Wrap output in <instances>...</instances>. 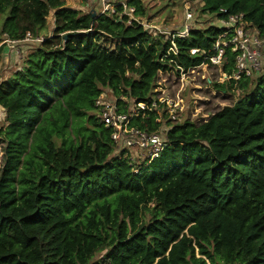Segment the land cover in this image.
I'll return each instance as SVG.
<instances>
[{"label":"trees","instance_id":"1","mask_svg":"<svg viewBox=\"0 0 264 264\" xmlns=\"http://www.w3.org/2000/svg\"><path fill=\"white\" fill-rule=\"evenodd\" d=\"M202 3L264 34V0ZM127 4L146 15L142 0ZM51 9L52 35L0 81V264H264V69L214 82L241 96L204 121H167L166 146L134 172L89 113L95 100L109 88L150 103L159 71L211 64L225 29L166 38L64 0H0V33L36 36ZM224 49L231 76L236 52ZM156 117L146 110L133 124L155 131Z\"/></svg>","mask_w":264,"mask_h":264},{"label":"built area","instance_id":"2","mask_svg":"<svg viewBox=\"0 0 264 264\" xmlns=\"http://www.w3.org/2000/svg\"><path fill=\"white\" fill-rule=\"evenodd\" d=\"M184 1L186 3V19L189 20L192 16L190 12V0ZM118 7H121V9L118 10ZM74 9L86 13L94 12L95 15L107 14L118 19H121L123 15H127V23L134 20L144 26V23L141 22L142 19L140 17V20L136 18L135 7L128 5L127 0H84L80 7ZM219 12L227 13V10L221 7L219 8ZM217 20L218 26L225 30L215 42L214 49L217 51V54L208 57L211 65H220L221 67L224 48L230 47L232 51L236 52L235 71L231 76L225 75V79L230 77L237 79L241 75L253 76L261 72L264 69V34H261L256 27L245 22L242 13L230 14ZM190 29L185 24L183 29L172 34V36L186 37ZM42 40L43 38L38 35L35 36L30 32H26L20 39H14L6 33H0V66L2 59H6L11 52L19 56L21 52L20 47H23L24 43L30 41L41 43ZM197 51L198 49H191L190 52L194 54ZM193 69L191 68L187 71ZM185 72L180 70L179 74ZM155 88L153 89L154 94L150 103L136 101L134 98L126 95L115 96L109 88L112 93L110 95L111 98L105 97L103 90L95 100L96 116L101 124L110 131V140L113 146L112 154L124 158L131 165L134 172H138L142 165H146V163L151 162L160 155L166 146V133L171 127L167 121L171 123L176 122L171 119V115L169 114L170 104L162 96L158 98L159 100L162 98L161 102L158 101ZM165 102L167 103V107ZM146 110L157 113L156 121L160 123V126L155 131L141 129L133 124L136 119L140 120L142 118L143 120L146 117ZM160 110H162L163 116L166 117L165 120L161 118ZM206 263L210 264L207 259Z\"/></svg>","mask_w":264,"mask_h":264},{"label":"rangeland","instance_id":"3","mask_svg":"<svg viewBox=\"0 0 264 264\" xmlns=\"http://www.w3.org/2000/svg\"><path fill=\"white\" fill-rule=\"evenodd\" d=\"M64 2L67 7L71 8H78L81 5L80 0L79 2L64 0ZM142 2L145 6L146 15L140 17L141 22L144 23L143 27L152 34L163 33L167 38L170 34L183 29L185 24L190 28H202L209 24L218 25V18L215 14L202 10V0H190L192 16L189 20L186 19V3L184 0H142ZM53 12L52 9L49 11L45 26L38 33L39 37L45 38L52 35ZM4 16V14H0V26ZM136 18L140 20L139 16ZM37 44L40 43L31 41L24 43L23 47H20L19 56L11 52L6 59H2L0 81L8 78L16 70L21 69L26 55ZM225 78L220 65L205 64L180 74H176L175 71L171 70L163 71L156 78V97L158 99L162 96L170 104L169 114L171 119L176 122L180 123L185 119L204 121L225 105L233 104L241 96L238 91L226 93L214 88V82H222ZM103 90L105 97L111 98V91L108 88ZM162 98L158 101L161 102ZM89 113L96 115L97 111L94 109ZM162 113V110H160L161 118L165 120L166 117ZM5 125V110L0 106V130ZM4 146L5 142L0 134V167L3 164ZM102 255L103 252L96 253L92 261L98 260Z\"/></svg>","mask_w":264,"mask_h":264},{"label":"crops","instance_id":"4","mask_svg":"<svg viewBox=\"0 0 264 264\" xmlns=\"http://www.w3.org/2000/svg\"><path fill=\"white\" fill-rule=\"evenodd\" d=\"M76 1L79 2V0H76ZM82 2H83V0H80L81 5H82ZM81 5H80V6H81Z\"/></svg>","mask_w":264,"mask_h":264},{"label":"water","instance_id":"5","mask_svg":"<svg viewBox=\"0 0 264 264\" xmlns=\"http://www.w3.org/2000/svg\"><path fill=\"white\" fill-rule=\"evenodd\" d=\"M91 15H92V17H94V16H95V13H94V12H92V13H91Z\"/></svg>","mask_w":264,"mask_h":264}]
</instances>
